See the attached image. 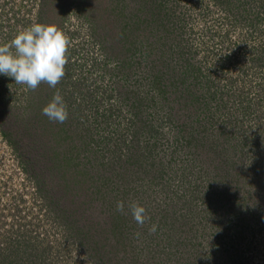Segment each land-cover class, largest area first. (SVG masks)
<instances>
[{"label": "rangeland", "instance_id": "rangeland-1", "mask_svg": "<svg viewBox=\"0 0 264 264\" xmlns=\"http://www.w3.org/2000/svg\"><path fill=\"white\" fill-rule=\"evenodd\" d=\"M35 23L68 63L55 88L0 75V264L25 239L34 264H264V0H0V45Z\"/></svg>", "mask_w": 264, "mask_h": 264}, {"label": "clouds", "instance_id": "clouds-1", "mask_svg": "<svg viewBox=\"0 0 264 264\" xmlns=\"http://www.w3.org/2000/svg\"><path fill=\"white\" fill-rule=\"evenodd\" d=\"M70 40L55 25L35 23L23 29L7 44L0 45V75L11 77L16 84L35 91L41 83L55 88L65 76ZM42 114L52 122L64 123L68 119L67 105L57 91ZM134 221L144 225L146 209L138 202L129 204ZM117 212L124 214V202L117 201ZM157 225L149 229L154 234ZM137 237L139 233L136 234Z\"/></svg>", "mask_w": 264, "mask_h": 264}, {"label": "trees", "instance_id": "trees-1", "mask_svg": "<svg viewBox=\"0 0 264 264\" xmlns=\"http://www.w3.org/2000/svg\"><path fill=\"white\" fill-rule=\"evenodd\" d=\"M220 2H222V1H220ZM240 19H242V18H240ZM257 50L261 54L264 53V45L260 46V48H258ZM261 57L262 56H257L258 59H260ZM255 60H256V55H255ZM253 61H254V59H253ZM64 98L68 99L69 97H67V96L65 97L64 96ZM137 136H135V139H136ZM138 140H139V137H138ZM131 143H133V145H134L135 143H137V141H132ZM88 149H89V143H87L86 146H84L82 149H79V151L78 150L77 151L80 152L81 154L85 152L86 156L89 157L90 160L92 161V160L95 159V155L91 154V153H87ZM75 158L78 159V156H76ZM128 158H131V156H128ZM137 161H138V159H137ZM88 164H91V163H88ZM133 164H135V165L139 164L140 165L139 167H142V169H143V166L141 165L140 161H138L137 164L136 163H133ZM76 165H79V163L76 162ZM131 173L134 174L133 171H131ZM136 173H137V171H135V174ZM79 232H80L79 234H81L83 236L82 238L84 239V241L86 243H88L91 240H93L94 244L95 245L97 244L101 248L105 244L104 243L105 239L102 238V236H103L102 234H104V235L106 234L107 235V233H106V231H104V229L98 231L97 228L93 229L92 226L88 225V227L85 226L84 230L80 229ZM107 238L109 240H111V241H114V243L115 242L122 243L121 240L116 239L115 235H112V237L108 236ZM31 242L32 241H28V239H25L24 242L23 241H17L16 243H10L8 246L5 245L4 247H2V251H4V250L6 251V252L4 251L5 254H6V256H5L6 263L9 264V262L13 261V262H16V264H34L35 262L33 261L32 257H35L36 260H38L40 262L43 261L41 259L44 256V253H43L44 251L42 253L41 252L37 253L39 255L35 254V256L32 255V257H30V253H28V251L35 250V248L33 246V243L31 244ZM113 246H116V244H113ZM11 258H14V259H11Z\"/></svg>", "mask_w": 264, "mask_h": 264}]
</instances>
